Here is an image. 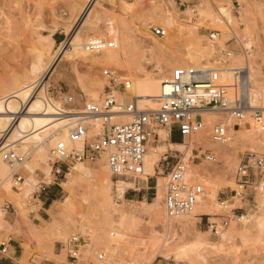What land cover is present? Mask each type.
<instances>
[{
    "label": "rangeland",
    "instance_id": "rangeland-1",
    "mask_svg": "<svg viewBox=\"0 0 264 264\" xmlns=\"http://www.w3.org/2000/svg\"><path fill=\"white\" fill-rule=\"evenodd\" d=\"M193 9L197 14L195 24ZM154 27L163 28L165 35L154 36L150 30ZM214 32L218 35L210 40L209 35ZM95 37L116 43L114 49L104 50L105 54L124 52L127 58L101 62L91 53L87 59L73 56L75 50L67 44L69 41L83 46ZM63 43L68 52L62 59L58 52ZM187 53L198 58L189 66L219 68L220 76L226 75L224 69L248 67L250 91L263 94L264 0H0V100L20 94L30 85L36 86L37 94L38 85L46 77L45 93L57 110L78 111L84 100L97 101L102 97L106 85L101 75L104 68L129 79L133 89L141 83L136 73L138 65L144 64L143 73L148 75L168 67L169 77L175 67L185 66L180 64ZM35 66L38 71L33 74ZM230 75L232 78V72ZM231 78L222 84L231 85ZM67 95L73 96V104L66 103ZM117 97L121 101L126 96ZM127 97L133 98L131 93ZM28 107L22 108L21 117H49L27 115ZM139 107L144 110V102H139ZM204 118V130L190 140L189 147L161 141L154 147V165L165 153L169 157L182 153L191 182L201 185L203 191L215 189L207 213L193 218L191 213L179 220L165 218V181L154 170L145 181H140V177L116 178L102 156L92 163H67L66 170L55 175L56 166L51 170L53 159L49 155L59 139L45 152L47 159L43 162L37 160L35 148L41 143H29L24 151L4 150L24 155V163L37 166L34 175L21 169L24 164L14 171L22 181L13 187L11 174L7 183L12 191H7V184L0 179V240L9 238V245L16 246L15 263L70 264V240L77 236L80 246L74 264H264V194L247 190L242 200L229 198L236 189L235 173L241 156L245 152L264 154V136L256 132H260L259 127L251 114L237 122L239 127L234 130L229 126L236 121L225 114L213 113ZM219 122L228 126V140L224 144L214 143L210 137L213 125ZM54 124L38 132L42 131V141L55 139L56 133L51 130ZM3 134L0 145L9 137L8 132ZM20 145L17 142L16 149L21 150ZM203 152L213 155L215 161L202 157L193 160V156ZM4 166L10 173L7 164ZM75 167L82 171H73ZM45 170L50 171L51 182H47ZM68 174L74 177L67 188L62 184L68 180ZM26 178H31L36 186L23 193L21 183ZM106 181L107 197L102 194ZM125 184H133V188L125 191L124 200H118ZM53 186L59 188L53 202L68 198L71 206L56 219V226L48 229L52 222L48 209L53 202L47 198ZM225 200H229L227 207L220 204ZM160 210L161 221L172 223L168 230L154 219ZM232 210L241 217L239 221ZM226 217L228 226L214 235L210 224H220ZM42 227L45 231L38 234ZM162 244L165 252L157 253ZM98 254H103L102 261L97 260Z\"/></svg>",
    "mask_w": 264,
    "mask_h": 264
},
{
    "label": "built area",
    "instance_id": "built-area-1",
    "mask_svg": "<svg viewBox=\"0 0 264 264\" xmlns=\"http://www.w3.org/2000/svg\"><path fill=\"white\" fill-rule=\"evenodd\" d=\"M192 22L195 24L196 11ZM156 37H163L166 31L161 27L151 28ZM217 32L211 33L213 40ZM116 43L103 39L88 40L83 44V50L97 54L107 49H114ZM229 55V54H227ZM221 69L200 68L194 65L175 67L162 88L160 103L155 111L138 110L135 98L127 97L132 88V82L117 72L104 68L102 78L106 81L102 97L97 100L83 101L79 114L73 117L67 126V141L58 140L50 149L53 159L52 170L55 175H61L66 170L67 163L94 162L102 156L113 177L136 180L143 173L144 159L151 142H171L174 134L180 136L182 144L185 140L195 139L205 128V115L225 114L236 121L232 129L239 127L246 109L250 106V86L243 87L245 70L236 68L232 71V84L225 85L221 81ZM247 84L249 83L246 77ZM117 94L125 95L119 100ZM264 104V93H263ZM66 103H74L73 96H65ZM59 112L63 110L58 109ZM251 118L259 129H264V108L256 107L251 111ZM118 116H127L129 121L115 123ZM228 126L219 122L213 125L210 137L214 143L224 144L228 140ZM200 150V147H197ZM202 157L214 162L210 153L193 156V160ZM2 161L12 172L13 187L22 181L16 171L24 162L25 156L13 151H2ZM66 166V167H65ZM157 175L162 173L165 179L163 193V210L167 220H179L189 215L203 195V188L192 183L187 176L186 161L182 153L169 157L163 154L155 166ZM236 189L229 197L242 200L245 192L264 194V154L245 152L239 161L235 173ZM45 188H42L44 190ZM220 204L224 207L226 202ZM232 214L235 220L241 217ZM228 217L220 224H210L211 232L219 235L228 226ZM11 239L0 240V254H5ZM70 264L77 259L80 238L75 236L70 240ZM97 260H103V254L97 255Z\"/></svg>",
    "mask_w": 264,
    "mask_h": 264
},
{
    "label": "bare ground",
    "instance_id": "bare-ground-1",
    "mask_svg": "<svg viewBox=\"0 0 264 264\" xmlns=\"http://www.w3.org/2000/svg\"><path fill=\"white\" fill-rule=\"evenodd\" d=\"M93 39H101V38L95 37V38H91L90 40H93ZM79 43L78 42L73 43V40H71L67 43L69 46L73 47L72 49L75 50V53L73 56H76V57H79L82 59L89 58V56L91 54H89L87 52L85 53L83 48H82L83 46ZM64 44L65 43L62 44V46L58 52V55H59L58 58L63 59L66 52H68V49L65 50L66 44L65 45ZM94 55H97L100 58L101 62H104L103 60H105V59L106 60L110 59V61L114 62V61H121L122 58H124V59L127 58V54L124 52L121 54L116 53V54L112 55V54H105V52L102 51V52L94 54ZM196 61H198L197 57H195L191 53H187L185 55L183 63H181L180 65L194 64ZM143 65L140 64L136 67V73L139 75L141 83L138 86H135L133 89L131 88L129 93H131L133 98H135L138 110H142L139 107V102H144V108H143L144 110L155 111V110H157L158 105L160 103L162 88L165 85L164 83L167 82V80H168V77L166 75L168 73V71H167L168 67H165V66L162 67L158 71V74H156V75H148V74H144L145 72L143 73V70H142ZM50 69H52V68H50ZM243 69L245 70L243 87H247V86L249 87L250 82L248 81L249 83L247 84V82L245 80L246 77H248V80L250 79L249 69H248V67L243 68ZM231 70L232 69H224L223 70L225 72L223 74H226V75L220 76L221 77V83L227 82V80L229 78H231V75H230L232 72ZM31 71L33 74H35L38 71V67L37 66L33 67ZM31 77L33 78V76H31ZM32 80H34V79H32ZM40 85H38L40 87V89L38 88L37 94H36L37 91H35L36 86L30 85L29 88H27L26 90H24V91L22 90L23 91L22 93L19 92L20 94H18V93L11 94V95L0 100V134L8 132V136H9L7 138V140L4 142V144L0 145L1 146L0 152L6 150L7 148L10 150L13 149L15 151H24V150L29 148L28 147L29 143H32L33 145H35L37 143H41L42 145L35 146V148H37V153L39 154V158L37 160L40 161L39 159H41V161L42 160L45 161V159H47L45 152L46 151L48 152V149L54 143L53 142L54 140L59 139V140L67 141V136H66L67 135V126L72 122L73 117L79 113H78V111H75V110L74 111L73 110H67V111L63 110L62 112H59L57 110L55 104L52 103V101H50L48 99V97L46 96V93H47V92L45 93V91L47 89L46 88V77H44L42 79V82ZM158 88H160V92H158ZM262 99H263L262 93H256V92L254 93V92L250 91V101H249L250 106L246 109L244 117L241 121H243L245 119V116L247 114L252 115V113H251L252 109H254L256 107L264 108V104L262 102L263 101ZM21 104H22V106L20 107L19 105H21ZM25 105H29V107L27 109L28 112L26 113L27 115H31L32 113H37V114H43V116H49V117H29V118L28 117H21L20 116L21 110L23 107L25 109ZM53 116H61V117L60 118H54ZM9 121H11V122L9 123ZM127 121H129V117H127V116H118L115 118V120H113V122H115V123H124ZM50 123H56L52 126V129H51V130H53V132L56 133V137L53 140L42 141L41 136H40V133H42V131L40 133H38V132L40 130H43V128L48 126V124H50ZM229 128H231V130H233L232 126H229ZM250 128H252V126ZM246 130H247V132H250V130L248 128H246ZM255 131H253V132L254 133L257 132V133H259L258 135L261 134L264 136V129H262V130L259 129L260 132H258V131L255 132ZM3 136H5V134H3L2 137ZM17 142H20L21 150L16 149L15 144ZM189 142H190V140L188 141V143H186V144H188L187 147H189ZM169 144H171V143H169ZM194 145H195V142H194ZM154 147H157L156 144L154 142H151V144L148 147V152H147L145 159H144L143 173H142V175L139 176L140 181H145L147 176L152 175L153 170H154L155 175L157 174L155 172V166H156V163L158 161L154 165V162L156 159V155L154 154V152L157 149H154ZM177 147H184V144H180ZM23 164H22L23 166L21 165L22 166L21 169L25 170L26 174L34 175V173L37 169V166L36 165L34 166L31 163H23ZM4 165H5V162L0 160V179L2 181H4L5 184H7L6 190L12 191L11 190L12 187L7 183V180L9 179V177H11L12 173L10 171V173L7 174ZM48 167L50 168V165H48ZM79 167H75L72 170L77 172V173L81 172L82 170ZM51 170H52V168H51ZM77 173L75 175H78ZM85 174H87V173H85ZM99 175H100V173L98 172L97 176H99ZM158 175H160V177L165 181L164 177L161 176L162 173H159ZM50 176H51L50 171L47 170L46 171L47 182L50 181ZM67 176H68V180L65 183H63L62 186L68 188L69 183L73 181L74 174H68ZM19 185L20 184H18V186ZM35 186L36 185L31 180V178H26L24 180V182L21 183V189H22L23 193H27L29 191V189H33V188L35 189ZM105 187L106 188L102 191V194L107 197L108 196L107 187H109L108 181H106ZM158 187H159V185H158ZM131 188H133V184H125V186L122 189H120V191L118 193V196H119L118 200H120V199L124 200L125 191L128 189H131ZM13 192H15V191H13ZM214 196H215V189L213 187H209L207 190H205L203 192V195L199 198V202H198L197 206L194 208L193 212L191 213V217L193 218V217H196L198 215L206 214L207 208H208L207 207L208 201L213 200ZM155 205H156V207L159 206L158 203H156ZM70 206H71L70 200L68 198L62 200L61 202H55L50 206V208L48 209V213L52 218V222L47 226L48 229L54 228L56 226V219L59 218V216L66 209H68ZM160 212H161V210L157 211L155 213L154 219L157 222L162 223V225L168 230L171 227L172 223H170V222H164L163 223L161 221V218H160V215H161ZM119 213L123 214L121 212H119ZM44 231H45V229L42 227L38 234H43ZM223 237L224 236H222V238ZM165 250H166V247L164 244H162L157 253L165 252Z\"/></svg>",
    "mask_w": 264,
    "mask_h": 264
},
{
    "label": "crops",
    "instance_id": "crops-1",
    "mask_svg": "<svg viewBox=\"0 0 264 264\" xmlns=\"http://www.w3.org/2000/svg\"><path fill=\"white\" fill-rule=\"evenodd\" d=\"M59 35H61V34H59ZM60 37L61 36H58L57 38L60 39ZM52 40L56 44L55 38L52 37ZM180 142H181L180 136L174 134L170 143L173 146H178V145H180ZM58 191H59V188H57L55 186L50 188V190L48 191L49 195H48L47 199H49L51 202L55 201L56 198H57V195H58ZM53 203H55V202H53ZM16 253H17L16 252V246L9 245L8 248H7L6 253L5 254H0V264H16L15 263V259L17 258Z\"/></svg>",
    "mask_w": 264,
    "mask_h": 264
}]
</instances>
